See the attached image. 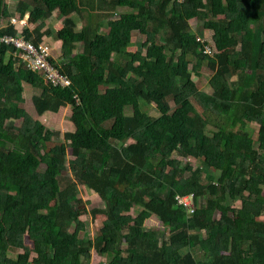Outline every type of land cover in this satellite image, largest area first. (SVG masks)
<instances>
[{"label":"trees","instance_id":"trees-1","mask_svg":"<svg viewBox=\"0 0 264 264\" xmlns=\"http://www.w3.org/2000/svg\"><path fill=\"white\" fill-rule=\"evenodd\" d=\"M10 1L13 10L0 0V264H88L92 247L105 264H264V0ZM28 12L39 22L23 28L28 39L61 41L48 59L68 85L47 81L1 40L20 36L11 15ZM54 12L56 30L46 28ZM136 30L146 38L131 50ZM24 83L41 89L38 115L69 106L75 128L34 118ZM80 184L105 203L92 208L105 215L93 242L71 201ZM153 214L167 232L145 226Z\"/></svg>","mask_w":264,"mask_h":264},{"label":"rangeland","instance_id":"rangeland-1","mask_svg":"<svg viewBox=\"0 0 264 264\" xmlns=\"http://www.w3.org/2000/svg\"><path fill=\"white\" fill-rule=\"evenodd\" d=\"M10 8L13 10L14 9V1L9 3ZM120 9H129V7H120ZM54 16H56V12H54ZM25 20L27 22V26L29 27H34L35 23L34 21L31 20V18H29V14L25 15ZM54 19V18H53ZM52 19V16L50 18H48L46 21V28H52L53 30L59 29L63 22H62V18H56L55 20ZM9 20V19H8ZM7 21H5L4 24H6ZM31 23V24H29ZM82 23H86V20H83ZM81 21L79 23V26L82 25ZM190 23L192 25V28L195 32H197L199 35H201L202 31H201V22L197 19V18H192L190 20ZM205 31V30H203ZM203 34H206L203 33ZM207 37L210 42L212 43L211 40V35L210 32L207 31L206 35H202ZM146 36L142 33H139V31H134L133 33V41L135 42L134 45H131L129 48L131 50H135L138 47L141 46V43L145 41ZM45 41L47 43H49L53 49H52V54L54 55V57L59 56L60 54V50H61V45L60 43H57V41L55 40V38L53 36H45ZM163 39V38H161ZM164 40V39H163ZM162 40V41H163ZM8 57V56H7ZM91 60L94 62L95 61V57H92ZM203 71V77L200 75V78H203L204 83L201 86V89L209 92L211 90V86L209 84V78L211 77V70L207 67L204 66V68L202 69ZM205 76V78H204ZM199 77H194L196 80H198ZM41 92L40 88H36L33 87L32 85H30L29 83H24V98L25 101L22 103L23 106L28 110V112L34 116V118H37L39 120H41L47 127L49 128H53V129H57L60 130L62 133L68 130H72L75 128L74 123L71 121L70 119V115L72 113L71 107L69 106H64L61 107L59 109L58 112H46L43 115H38L34 106H33V102H32V96L34 94H39ZM173 103V101H171ZM141 108L142 110L149 112L151 115H157V109L155 107V103L154 102H148L146 100H141L140 102ZM125 112L126 114L130 115L132 113V108L130 105L125 107ZM17 125L21 124V119L16 120ZM248 128L249 130L252 132V134L254 135V137H256V134L258 132V125L255 122H251L248 124ZM214 128V126L212 125H208V131H212ZM61 139L64 140L63 134L61 135ZM69 152V159L73 158V156L71 155V151L70 149L68 150ZM188 159L191 161V163L195 166L199 163V159L191 156L190 158L188 157ZM43 167H45V164H42ZM215 169V168H212ZM73 164L68 162V173L70 175L73 176ZM216 173L218 174V172L216 171ZM79 194L77 196H74L71 201L73 203V205L75 206L76 210L79 212V216L82 220H84L87 224L86 228L84 231L81 232V236L85 235L88 237V239L93 242L99 227L101 226L105 215L104 214H97L96 216H94V214L92 213V208L94 207H104L105 203L102 201L101 197L93 190H91L90 188L80 184L79 185ZM187 202H189V200L187 199ZM236 205H240V201L235 203ZM141 211V207L136 206L134 208L131 209L130 212H127L124 218V229L126 230L128 228V226L133 222L135 216H137V214ZM216 216L219 217L220 216V212L217 211L216 212ZM261 219L264 220V215H262L260 217ZM145 226L147 228H157L161 231H166L167 229L163 226L162 222L159 220V218L157 217V215L153 214L150 218H148L146 220ZM26 243L30 244V246H32V241L26 237ZM20 252H23V249H19ZM30 258H34L36 257V253L35 252H30ZM196 256L199 258L201 257V254L198 252L196 254ZM107 258L104 256H100L96 253L94 247H92V254L90 257V261L88 264H105L107 262Z\"/></svg>","mask_w":264,"mask_h":264},{"label":"built area","instance_id":"built-area-1","mask_svg":"<svg viewBox=\"0 0 264 264\" xmlns=\"http://www.w3.org/2000/svg\"><path fill=\"white\" fill-rule=\"evenodd\" d=\"M24 20V17L20 18L19 16H12L11 22L21 31L19 33L20 36H4L1 40L21 48L23 51L21 54L23 61H25L30 68L36 71H41L47 81L55 84H61L63 86L68 85L70 80L48 59V57L52 54V47L47 42L37 45L28 39L23 33V28L27 25V22ZM204 52L211 53V46L206 45ZM187 199L189 202H187ZM179 201L186 205L191 204V199L188 195L180 197Z\"/></svg>","mask_w":264,"mask_h":264},{"label":"crops","instance_id":"crops-1","mask_svg":"<svg viewBox=\"0 0 264 264\" xmlns=\"http://www.w3.org/2000/svg\"><path fill=\"white\" fill-rule=\"evenodd\" d=\"M8 1H9V3H10V0H8ZM26 14H29V12L26 13ZM54 14H55V13H54ZM13 15H14V16H18V13H13L11 16H13ZM53 16H54V15H53ZM53 16H52V19L54 18ZM55 17H56V16H55ZM56 18H57V17H56ZM56 18H55V19H56ZM34 22H35V23H33L34 26H36V25L39 23L38 21H37V22L34 21ZM206 34H207V32H206ZM57 43H60V45H61V41H57Z\"/></svg>","mask_w":264,"mask_h":264}]
</instances>
